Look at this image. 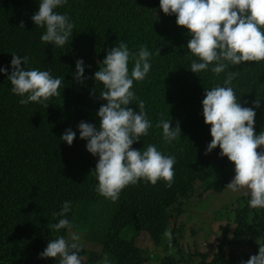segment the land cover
<instances>
[{
  "label": "trees",
  "instance_id": "16d2710c",
  "mask_svg": "<svg viewBox=\"0 0 264 264\" xmlns=\"http://www.w3.org/2000/svg\"><path fill=\"white\" fill-rule=\"evenodd\" d=\"M40 2L0 0V68L10 74L15 53L29 57L27 65L21 64L26 70H46L55 78H64L60 95L50 98L46 108L35 102L21 105V97L11 91L7 75L0 72V264H59V258H41L40 253L52 239H66L70 231L50 228L63 218L54 213L62 210L65 201L71 202L66 217L73 224L71 231L89 243L103 245L102 254L80 253L88 256L89 264L105 255L116 264H152L137 246L143 234L165 249V259L157 264H193L191 256L208 264L207 255L198 254L194 242L189 254L185 253L182 243L187 242V230L178 221L195 199L199 181L204 178L200 196L222 194L227 186L223 173L234 171L235 164L219 155V147L205 154L213 137L211 125L204 120L202 101L206 90L224 86L227 72H236L231 87L244 107H254L253 101L260 99L261 106L254 108V128L256 134L264 131V61L229 64L219 77L210 70L192 72L191 60L198 58L187 48L190 30L179 26L175 15H166L160 0H68L55 11L69 15L75 24L73 37L57 48L41 41L46 27H37L31 19ZM119 41L127 43L132 52L146 45L153 53L149 74L142 82L134 81L132 89L145 102L153 127L132 147L143 151L148 144L155 145L163 154L175 156L177 163L170 188L163 180L152 185L142 179L126 187L113 202L96 190L94 170L99 157L87 150L79 124L83 121L99 128L98 111L107 101L100 97L104 86L94 75L100 69L98 62ZM157 49L160 55L155 54ZM80 59L85 66L83 83L75 75ZM133 67L130 61L129 70ZM135 103L129 107L138 112ZM161 113L165 119L172 118V127L180 122L178 141L168 144L163 140L162 128L156 127ZM67 129L76 133L72 145L60 139ZM258 151H264V146ZM250 198L237 200L232 237L229 225L220 228L219 249L232 247L229 258L215 256L209 264H242L258 255L264 244V208H251ZM236 248H246L250 255L240 256Z\"/></svg>",
  "mask_w": 264,
  "mask_h": 264
},
{
  "label": "clouds",
  "instance_id": "9594fccd",
  "mask_svg": "<svg viewBox=\"0 0 264 264\" xmlns=\"http://www.w3.org/2000/svg\"><path fill=\"white\" fill-rule=\"evenodd\" d=\"M67 2L41 0L38 12L31 17L37 27H46L40 38L43 43L63 48L72 40L75 24L68 14L55 11ZM160 9L166 15H175L177 24L190 30L187 48L198 58L191 60L192 72L199 74L210 70L219 77L229 64L264 61V0H160ZM20 27L24 28L23 21ZM155 54L160 55V49ZM152 55L146 45H141L138 52H132L124 41L109 50L106 58L98 62L100 69L94 75L95 81L104 86L99 95L107 101L98 111L99 128L83 121L79 124L80 138L88 141L87 150L99 157L94 170L98 181L96 190L113 202L119 200L126 187L136 185L142 179L152 185L163 180L169 188L174 182L175 156L163 154L152 144L143 151L132 147L153 127L145 102L132 90L134 81L142 82L149 74ZM12 57L11 73L8 74L5 68H0V72L7 75L11 91L21 97L19 103L35 102L47 108L46 102L60 95L64 78H55L50 71L21 67L22 62L24 65L29 63L28 56L12 53ZM130 61L134 62L131 71ZM84 72V61L80 59L76 62L78 82L83 83ZM237 75L227 72L224 86L217 84L205 92L203 116L205 123L211 125L213 137L205 154L219 147V155L235 164V177L227 188L234 192L247 188L251 196L249 206L264 208V151H258L264 146V131L256 134L254 128L257 114L254 108H259L261 101L258 98L253 101L254 107L242 106L231 87ZM133 101H138L135 103L138 112L129 107ZM160 117L156 127L162 128L163 140L168 144L178 141L182 135L180 122L172 127V118L165 119L163 113ZM75 138L76 133L67 129L60 139L72 145ZM70 211L71 202L65 201L62 210L54 213L63 218L50 228L71 230L73 224L66 218ZM72 240L76 241L78 237L73 235ZM81 251L77 243H69L60 236L48 243L40 257L59 258V264H82ZM100 261L93 264H109L107 255ZM242 264H264V244H260L258 255H252Z\"/></svg>",
  "mask_w": 264,
  "mask_h": 264
},
{
  "label": "rangeland",
  "instance_id": "374dc122",
  "mask_svg": "<svg viewBox=\"0 0 264 264\" xmlns=\"http://www.w3.org/2000/svg\"><path fill=\"white\" fill-rule=\"evenodd\" d=\"M235 171V169H234ZM233 169L227 170L223 173V177L227 182V185L234 179L235 172ZM204 180L201 179L197 186V193L195 199L190 203L187 208V212L182 217L178 223L181 228L187 230V242H183L182 245L185 249V253L189 254L190 252V243L194 242L197 245V253L201 255H207V263H211L215 256L229 258L232 247L224 246L221 251L219 247V240L222 239V230L221 227L227 225L230 226V235L232 237L233 230L235 228L233 219L234 211L238 206V199L243 196L248 197L250 195V190L247 188H241L239 191H232L228 189L227 186L222 194H217L216 192H209L200 196L202 189L200 184ZM243 202L241 203V206ZM208 230L210 232L208 233ZM192 231L196 233L195 237H192ZM75 235L78 237V240L73 241L72 236ZM127 238H130L129 233L125 232L124 234ZM169 236V234H168ZM178 239H180L178 235ZM66 240L69 243L75 242L83 251L89 252H103V245L97 243H89L83 236L77 232L68 231ZM182 242V241H181ZM137 246L142 249L144 253V258L150 261L152 264L160 263L165 259V249L164 247H156L150 238L143 234L137 240ZM235 251L240 255H245L247 253L246 248H236ZM193 252L190 254V256ZM83 257L82 264H89L88 256L86 254H80ZM189 258L190 263L200 264V261L197 257L191 256ZM102 261V260H101ZM100 261V262H101ZM99 264V263H98ZM109 264H116V261L109 258Z\"/></svg>",
  "mask_w": 264,
  "mask_h": 264
}]
</instances>
